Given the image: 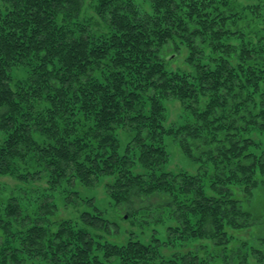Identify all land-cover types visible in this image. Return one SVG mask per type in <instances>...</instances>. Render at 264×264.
<instances>
[{"label": "trees", "instance_id": "trees-1", "mask_svg": "<svg viewBox=\"0 0 264 264\" xmlns=\"http://www.w3.org/2000/svg\"><path fill=\"white\" fill-rule=\"evenodd\" d=\"M89 2L95 17L83 19L86 0H0V174L45 173L46 190L108 177L118 213L158 222L168 212L172 223L163 240L115 242L102 233L117 224L95 206L73 221L57 218L50 192L32 214L11 197L0 264H209L221 251L230 264L263 261L264 235L202 246L205 255L161 249L200 238L227 245V229L256 223L264 147L249 133L264 132V0ZM182 46L188 73L167 68ZM18 63L30 70L15 81ZM171 97L185 114L176 127L166 121ZM173 140L195 171L165 167ZM32 158L35 171L19 173Z\"/></svg>", "mask_w": 264, "mask_h": 264}, {"label": "rangeland", "instance_id": "rangeland-1", "mask_svg": "<svg viewBox=\"0 0 264 264\" xmlns=\"http://www.w3.org/2000/svg\"><path fill=\"white\" fill-rule=\"evenodd\" d=\"M90 0H86L85 10L82 14L83 19H87L88 16H94L95 12ZM242 5H248L255 3L254 0H236ZM89 2V3H88ZM142 9V5H140ZM260 13L258 14L260 19L264 20V6L260 8ZM256 16V15H255ZM95 17V16H94ZM257 39V36H254ZM187 48L182 46L178 52V55L171 58L168 62V69L172 71H180L188 73L192 71L191 65L186 61ZM30 67L28 65L16 64L12 69V77L15 81L25 79L29 74ZM165 103V113L166 121L169 125L177 126L183 120L184 110L182 108V103L177 100V98L171 97L164 101ZM168 116V117H167ZM171 127V126H170ZM173 127V128H175ZM123 132V131H122ZM124 132L129 133L130 130L125 128ZM250 136L255 139L258 143L260 149L264 147V132L256 129L250 130ZM126 135H124V138ZM130 136L127 138V140ZM126 141L125 139H122ZM167 149L170 153L168 155V162L165 164L167 168L178 171L179 169L195 171L197 163L192 161L189 157L182 153V149L177 146L176 141L173 140L168 142ZM257 151V148H253ZM30 158V157H28ZM32 160H22L19 163L18 172L27 173L28 171L34 172L36 165ZM204 165V164H202ZM207 170L208 167H207ZM108 177H103L98 179L91 185L82 184L79 180L73 186L67 187L68 182L60 183L59 186L46 190L47 187V175L42 173L40 178L34 177L21 179L15 174H0V218L5 215L6 201L15 197L19 203L24 207L25 212L35 213V206L38 204L39 200L45 197L44 193H51L53 197L51 198L56 204L58 209L59 217L69 218L73 221L78 220L80 213L86 208L87 210L91 207H97L102 210L104 217L110 219L117 224L116 228L102 233L105 237L111 241L124 242L129 237L140 238L142 240H151L153 236L160 238L161 240L166 237V232L168 229V224L172 223L170 214L168 212L164 213L160 221L155 222L154 218L145 219V211H142L131 218L126 215L118 213L119 207L115 205L112 200L108 188L106 186ZM75 185V187H74ZM77 191L75 194L73 191ZM71 191L73 193H71ZM43 192V194H41ZM68 195V199L65 196ZM72 200L71 202L69 201ZM76 199V200H75ZM250 210L252 215L256 217V223L252 226L243 229H227L229 242L227 245L219 246L213 240L209 238H200L194 240H187L185 242H175L173 245H169L167 248L161 249L162 253L166 256L170 255L171 252L186 253V252H197L201 255H205V246L207 251L214 249H232L240 241H246L252 244L257 241L256 238L259 235H264V183L257 187L254 191V196L250 202ZM246 206V205H245ZM171 221V222H169ZM1 231V228H0ZM2 232V231H1ZM222 252V251H221ZM220 255L215 256L213 259L209 260V264H230L229 260ZM37 263V262H36ZM27 264H31L28 261ZM248 264H264V260H257L253 255L249 258Z\"/></svg>", "mask_w": 264, "mask_h": 264}]
</instances>
